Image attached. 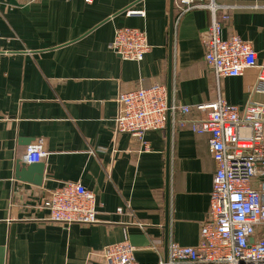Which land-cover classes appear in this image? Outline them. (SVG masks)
Listing matches in <instances>:
<instances>
[{"label":"crops","instance_id":"0c3cea01","mask_svg":"<svg viewBox=\"0 0 264 264\" xmlns=\"http://www.w3.org/2000/svg\"><path fill=\"white\" fill-rule=\"evenodd\" d=\"M216 2L226 7L221 37L250 43L261 63L264 0ZM209 24V12L197 9L174 25L170 104L262 101L253 93L255 68L216 80L204 61ZM121 27L146 32L150 51L142 61L111 50ZM168 27L169 0H0V264H104L102 249L125 240L137 263L159 264L169 243H197L215 170L209 135L180 127L179 113L169 133L166 125L145 135L148 148L114 129L119 93L167 89ZM37 140L48 153L40 185L16 170L28 166L20 157ZM68 181L94 193L96 223L49 221L44 203Z\"/></svg>","mask_w":264,"mask_h":264},{"label":"built area","instance_id":"2783aa9c","mask_svg":"<svg viewBox=\"0 0 264 264\" xmlns=\"http://www.w3.org/2000/svg\"><path fill=\"white\" fill-rule=\"evenodd\" d=\"M225 8L216 0H174V25L190 11H208L210 24L202 35L206 65L216 80L239 77L255 68L253 93L261 95L262 101L250 99L239 108L217 97L194 108L168 106L166 87L160 84L121 92L116 99V134H128L144 148H148L145 135L164 129L167 118L174 119L177 113L185 117L179 120L180 127L209 135L215 170L198 241L194 246L169 243L166 258L159 264H264V60L257 63L250 43L239 36L221 37ZM126 15L143 18L145 13L127 10ZM110 48L122 60L132 62L142 61L150 51L146 32L134 27L115 29ZM47 155L42 141L37 140L26 147L20 161L31 165ZM44 206L52 223L91 225L97 221L95 195L79 182L62 183ZM134 251L125 240L104 247L101 259L104 264H139Z\"/></svg>","mask_w":264,"mask_h":264},{"label":"water","instance_id":"95a60500","mask_svg":"<svg viewBox=\"0 0 264 264\" xmlns=\"http://www.w3.org/2000/svg\"><path fill=\"white\" fill-rule=\"evenodd\" d=\"M173 3H174V0H169V27H168V33H169V58H168L169 77H168V84H167V89H166L168 106L170 105L171 48H172V36H173V30H174ZM169 119L170 118L168 117L167 122H166L168 133H169V129H170V120ZM21 165H23V164L21 163ZM18 169H19V166H17V168H16L17 176H19V178L22 179L23 181L33 182L36 185H40L42 183L43 174H44V164L42 162L28 165V166H26V168H21L20 170H18Z\"/></svg>","mask_w":264,"mask_h":264}]
</instances>
